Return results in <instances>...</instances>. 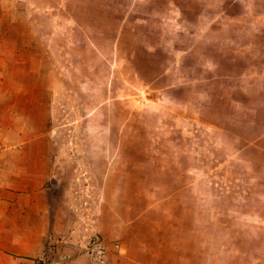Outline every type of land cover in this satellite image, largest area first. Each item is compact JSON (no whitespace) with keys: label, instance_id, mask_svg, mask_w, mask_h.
Instances as JSON below:
<instances>
[{"label":"rangeland","instance_id":"374dc122","mask_svg":"<svg viewBox=\"0 0 264 264\" xmlns=\"http://www.w3.org/2000/svg\"><path fill=\"white\" fill-rule=\"evenodd\" d=\"M38 173L71 257L264 264V0H0V182Z\"/></svg>","mask_w":264,"mask_h":264},{"label":"crops","instance_id":"0c3cea01","mask_svg":"<svg viewBox=\"0 0 264 264\" xmlns=\"http://www.w3.org/2000/svg\"><path fill=\"white\" fill-rule=\"evenodd\" d=\"M43 159H38L36 170H52ZM45 181L38 173L7 185L0 182V264H35L43 257L54 264H95L71 257V250L56 239L58 216Z\"/></svg>","mask_w":264,"mask_h":264},{"label":"built area","instance_id":"2783aa9c","mask_svg":"<svg viewBox=\"0 0 264 264\" xmlns=\"http://www.w3.org/2000/svg\"><path fill=\"white\" fill-rule=\"evenodd\" d=\"M101 248H103V246L100 243V239L96 238L95 240H93V245L90 249H88L90 256L93 257L94 260H99L101 257V254L103 253V251L101 250ZM65 259V258H63ZM35 264H54V262L47 260L46 257L43 258H39L36 260Z\"/></svg>","mask_w":264,"mask_h":264}]
</instances>
